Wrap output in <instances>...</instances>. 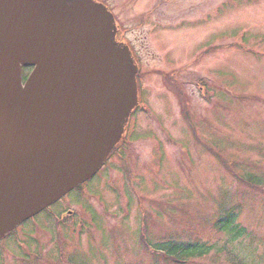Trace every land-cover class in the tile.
<instances>
[{"label": "rangeland", "instance_id": "rangeland-1", "mask_svg": "<svg viewBox=\"0 0 264 264\" xmlns=\"http://www.w3.org/2000/svg\"><path fill=\"white\" fill-rule=\"evenodd\" d=\"M93 1L145 110L96 176L0 240V264H264V0ZM170 241L209 251L175 262Z\"/></svg>", "mask_w": 264, "mask_h": 264}, {"label": "water", "instance_id": "water-1", "mask_svg": "<svg viewBox=\"0 0 264 264\" xmlns=\"http://www.w3.org/2000/svg\"><path fill=\"white\" fill-rule=\"evenodd\" d=\"M113 23L93 0H0V238L93 176L120 141L137 66Z\"/></svg>", "mask_w": 264, "mask_h": 264}, {"label": "trees", "instance_id": "trees-1", "mask_svg": "<svg viewBox=\"0 0 264 264\" xmlns=\"http://www.w3.org/2000/svg\"><path fill=\"white\" fill-rule=\"evenodd\" d=\"M238 179H240L241 181H245L246 183H248L251 186H254L255 182H260V185L262 184L263 180L259 177L256 178H252L250 176H246L245 178L239 177ZM256 179V180H255ZM255 181V182H254ZM259 187V186H258ZM229 218H227L225 220V222L218 228L219 231L223 230L225 232H227L229 235L232 236V239H237L241 236V232H243V229L240 228L237 224V222H235V217L231 218L230 216H228ZM166 245H168L167 251L169 256L166 257H170L175 261L178 262H182L187 261L189 259L192 258H196L199 256H204L208 251H209V247L205 246V245H196L193 243H186L185 245L179 246V244H177L176 242H168ZM177 250H179L180 252H183V255L185 258H181L180 254L177 252Z\"/></svg>", "mask_w": 264, "mask_h": 264}, {"label": "flooded vegetation", "instance_id": "flooded-vegetation-1", "mask_svg": "<svg viewBox=\"0 0 264 264\" xmlns=\"http://www.w3.org/2000/svg\"><path fill=\"white\" fill-rule=\"evenodd\" d=\"M52 216L50 215V218H51Z\"/></svg>", "mask_w": 264, "mask_h": 264}]
</instances>
